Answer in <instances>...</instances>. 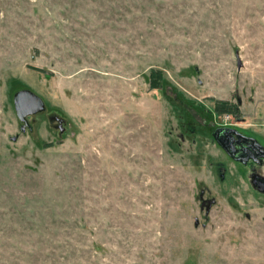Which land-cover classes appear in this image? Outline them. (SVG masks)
<instances>
[{
  "label": "rangeland",
  "instance_id": "374dc122",
  "mask_svg": "<svg viewBox=\"0 0 264 264\" xmlns=\"http://www.w3.org/2000/svg\"><path fill=\"white\" fill-rule=\"evenodd\" d=\"M224 123L264 146V0H0V264H264Z\"/></svg>",
  "mask_w": 264,
  "mask_h": 264
},
{
  "label": "flooded vegetation",
  "instance_id": "af4514ba",
  "mask_svg": "<svg viewBox=\"0 0 264 264\" xmlns=\"http://www.w3.org/2000/svg\"><path fill=\"white\" fill-rule=\"evenodd\" d=\"M57 126L59 129V122ZM212 137L213 142L232 162L251 168L249 174L251 185L253 187L255 184L253 188L264 196V191H260L264 190V146L253 136L246 135L227 123L219 125ZM202 203L203 201L200 205Z\"/></svg>",
  "mask_w": 264,
  "mask_h": 264
},
{
  "label": "water",
  "instance_id": "95a60500",
  "mask_svg": "<svg viewBox=\"0 0 264 264\" xmlns=\"http://www.w3.org/2000/svg\"><path fill=\"white\" fill-rule=\"evenodd\" d=\"M239 66H240V63L238 62V67ZM13 105H14L16 116H17L18 120L22 123L21 131L25 130L24 127L27 124V122H26L27 117L35 115V114L43 111V109H44V104H43L42 100L27 90L19 91L14 95ZM57 122H59V125H60V128H59L60 133H63L64 132V128L62 127L63 120L57 119ZM11 139H12V141L16 140L15 137H13ZM253 187H255V184L253 185ZM260 191H264V190H260ZM214 203H215L214 199L203 201V203L201 205V209H203L205 207V214L206 215L209 213V210ZM194 225L195 226L198 225L197 219L194 221Z\"/></svg>",
  "mask_w": 264,
  "mask_h": 264
},
{
  "label": "trees",
  "instance_id": "16d2710c",
  "mask_svg": "<svg viewBox=\"0 0 264 264\" xmlns=\"http://www.w3.org/2000/svg\"><path fill=\"white\" fill-rule=\"evenodd\" d=\"M162 71L159 69L151 68L149 70V89L159 90L162 86ZM213 112L216 115H231L236 117L238 114V108L235 104H231L228 101L214 100Z\"/></svg>",
  "mask_w": 264,
  "mask_h": 264
}]
</instances>
